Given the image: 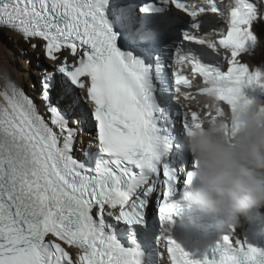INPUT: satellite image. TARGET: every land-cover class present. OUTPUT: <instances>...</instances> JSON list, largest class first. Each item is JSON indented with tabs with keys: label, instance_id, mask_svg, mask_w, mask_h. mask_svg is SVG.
<instances>
[{
	"label": "snow or ice",
	"instance_id": "6c2138e0",
	"mask_svg": "<svg viewBox=\"0 0 264 264\" xmlns=\"http://www.w3.org/2000/svg\"><path fill=\"white\" fill-rule=\"evenodd\" d=\"M222 7L227 31L214 34L231 53L226 71L205 62L216 43L207 39L213 33L201 32L224 16ZM259 20L264 13L252 0H0V27L43 41L49 61L64 49L74 58L39 76L47 116L6 71L0 75V264H151L149 198L162 185L165 222L175 207L168 202L176 183L170 154L190 127L216 118L204 106L202 115L183 116L177 132L174 94L187 98L182 88L191 84L175 71L170 85L162 57L190 65L203 79L199 93L231 107L242 88L264 89V76L237 61L258 43L252 25ZM85 126L92 142L82 162L74 149ZM163 246L169 264H264V251L239 240L233 247L227 235L203 260L170 239ZM68 249L77 250L75 258ZM160 258L157 252L154 264Z\"/></svg>",
	"mask_w": 264,
	"mask_h": 264
},
{
	"label": "clouds",
	"instance_id": "9594fccd",
	"mask_svg": "<svg viewBox=\"0 0 264 264\" xmlns=\"http://www.w3.org/2000/svg\"><path fill=\"white\" fill-rule=\"evenodd\" d=\"M252 2L264 13L261 0ZM234 3L235 0H224L226 6ZM221 10L223 17H213L201 28L202 33H213L207 37L213 43L219 38L214 33L227 31L228 8L222 7ZM254 24L252 31L258 38ZM256 50V45L249 43L237 61L245 64L250 72H259L264 76V61L256 63L248 60L250 56H255ZM209 57L205 62L215 63L226 71L231 53L216 43V52L209 51ZM182 72L192 78L191 66L185 67ZM196 75L192 78L195 79L192 93L182 98L188 110L186 116L190 119L192 111L202 115L208 109L216 118L214 122L210 118L202 119L198 122L200 126L190 127L184 137L186 149L196 165L191 182L201 186L187 193L185 198L193 208L218 217L228 228H234L238 218L246 217L253 209L264 208V89L244 87L242 95H238L235 103L227 107L214 97L199 93L204 84L203 79ZM196 99H200L202 107L205 105L207 109H189Z\"/></svg>",
	"mask_w": 264,
	"mask_h": 264
},
{
	"label": "bare ground",
	"instance_id": "6f19581e",
	"mask_svg": "<svg viewBox=\"0 0 264 264\" xmlns=\"http://www.w3.org/2000/svg\"><path fill=\"white\" fill-rule=\"evenodd\" d=\"M0 29H2V28H0ZM254 30H255L256 34L258 35V43L256 44L257 50L254 52V54H257V53H261V45L263 44V42H261V38H260L258 33H264V22H262L260 20L255 22ZM9 35L11 36V38L13 37L16 41V43L12 45V48H13L12 50H14L13 52H15L17 55L20 54L21 52H23V50L26 49V47H30V49L32 51H36V53L39 51L43 52V43L44 42L32 40V39L25 41L22 36H20L16 33H13V32H9ZM32 44L36 45L35 49L32 48ZM10 50H11V48L9 49L8 47L5 46V43L2 40V37L0 36V75H2V73L6 71L8 76H10V78L12 80H14L19 87H22V82H24L23 77H27L28 73L23 72V70H19V68H16L11 63L9 57L12 55V52ZM65 50L66 49H64L60 53L56 54L59 57L58 61H56V62L51 61V63H49V66H48V64H46L43 68L37 69L36 74L39 76L45 70L54 71L57 64L60 61H63L65 57H67V60L69 63L73 62L74 58L70 55V51H69V55H68ZM223 62H224V60L222 59L221 63H223ZM25 64H26V61H25ZM28 83H29L28 89L31 90L30 94H32L33 96L36 97V99H35L36 103H37V105H39L40 104L38 101L39 96H40L38 94L39 92L36 90L34 85H32L30 78L28 80ZM0 84H3L2 80H0ZM195 84H197V83L195 82ZM205 103H207V102H205ZM82 106L85 107L86 105L82 104ZM194 107H196V106L193 103L189 106V109L193 110ZM79 141L84 144V140H82V137H80ZM91 142L92 141H91L90 137H88L85 141V144H90ZM82 146L83 145H80V147H82ZM182 167H184V166H182Z\"/></svg>",
	"mask_w": 264,
	"mask_h": 264
},
{
	"label": "rangeland",
	"instance_id": "374dc122",
	"mask_svg": "<svg viewBox=\"0 0 264 264\" xmlns=\"http://www.w3.org/2000/svg\"><path fill=\"white\" fill-rule=\"evenodd\" d=\"M9 32L10 31H8V30L0 29V36L2 37V40L5 43V46L8 47L9 49L11 48L10 51L12 52V55L9 57L11 63L16 68H19V70H23V72L28 73L27 77H23L24 82H22V87L24 90L26 88V91H28L27 90L28 86H29L28 80L30 78L32 85H34L36 90L39 92V89H40L39 76L36 74V70L43 68L46 64H48V66H49V63H51V61H49L45 57V55L42 51H39L36 53V51H32L30 49V47H26V49H24L23 52H21L20 54L17 55L15 52H13L14 50H12L13 49L12 45L15 44L16 41L13 37L11 38V36L9 35ZM258 34L261 38V42H263V44L261 45V53H257V54H255V56H250V58H248L249 61H253L256 63H259L260 61H262L264 59V33H258ZM65 51L69 55V51H67V50H65ZM25 61H26V64H25ZM196 100L193 101L194 105L196 106V107H194V109L195 108H197V109L205 108L204 107L205 105L202 107V103H201L200 99H196ZM83 137L85 140L86 135H84Z\"/></svg>",
	"mask_w": 264,
	"mask_h": 264
}]
</instances>
